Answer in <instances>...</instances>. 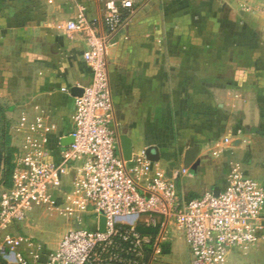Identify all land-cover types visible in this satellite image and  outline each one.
<instances>
[{"label": "crops", "instance_id": "obj_1", "mask_svg": "<svg viewBox=\"0 0 264 264\" xmlns=\"http://www.w3.org/2000/svg\"><path fill=\"white\" fill-rule=\"evenodd\" d=\"M107 1L0 0V146L15 167L29 133L18 131L22 119H43L57 142L51 160L71 144L73 88L90 84L92 73L86 33L66 24L85 7L108 40L124 158L122 137L132 141L126 161L157 147L156 166L185 199L223 189L235 167L264 186V0H134L113 32L104 24ZM161 222L159 258L192 264L183 233Z\"/></svg>", "mask_w": 264, "mask_h": 264}, {"label": "built area", "instance_id": "obj_2", "mask_svg": "<svg viewBox=\"0 0 264 264\" xmlns=\"http://www.w3.org/2000/svg\"><path fill=\"white\" fill-rule=\"evenodd\" d=\"M133 6L134 0H108L106 29L118 30ZM66 27L86 33L83 57L92 80L76 97L73 142L60 148L58 160L50 159L57 142L51 146V131L42 118L18 122V131L28 128L29 133L12 186L0 194V264H151L163 247L159 233L144 234L140 225L160 230L162 218L183 233L192 264H229L233 249L263 241L264 186L240 169L228 172L218 195L210 191L185 199L177 182L168 179L146 152L131 164L126 161L114 127L108 40L85 7ZM59 199L69 212L95 216L94 228L67 230L58 246L47 252L20 250L28 238L14 236L12 227L25 221L36 206L57 205ZM101 216L106 219L104 231ZM43 254L46 263L40 260Z\"/></svg>", "mask_w": 264, "mask_h": 264}, {"label": "rangeland", "instance_id": "obj_3", "mask_svg": "<svg viewBox=\"0 0 264 264\" xmlns=\"http://www.w3.org/2000/svg\"><path fill=\"white\" fill-rule=\"evenodd\" d=\"M3 134H0L1 142ZM8 189L0 184V194ZM95 216L83 212H69L64 202L59 199L57 205H38L25 221L14 225V236L24 235L28 240L19 247L20 250L42 249L50 251L58 246L61 236L69 229L77 227L94 228ZM154 260L152 264H164V259ZM229 264H264V240L248 247L235 248L229 255Z\"/></svg>", "mask_w": 264, "mask_h": 264}, {"label": "water", "instance_id": "obj_4", "mask_svg": "<svg viewBox=\"0 0 264 264\" xmlns=\"http://www.w3.org/2000/svg\"><path fill=\"white\" fill-rule=\"evenodd\" d=\"M73 91H74L75 95L80 96L83 93L84 88L74 87ZM69 141H70V143H72L73 137L70 138ZM122 142H123V149H124V153H125V158H126V160H131V158H132V141L127 136H123ZM196 151H197V148L193 149V151L191 152L190 155H192V157H193V155L196 153ZM146 156L148 157V159H150L153 162H157L160 160L159 150L157 147H154V146L149 147L146 150ZM4 160H5L4 153H3L1 146H0V180H1L2 172H3ZM219 192H220V190L217 189L215 191V194L218 195ZM105 228H106V219L104 216H101L100 217V230L104 231ZM40 260L42 263H46L48 260L47 255L43 254L41 256Z\"/></svg>", "mask_w": 264, "mask_h": 264}, {"label": "trees", "instance_id": "obj_5", "mask_svg": "<svg viewBox=\"0 0 264 264\" xmlns=\"http://www.w3.org/2000/svg\"><path fill=\"white\" fill-rule=\"evenodd\" d=\"M4 111L5 109L0 104V121H2V119L4 118ZM4 135L5 136L7 135L6 132H4ZM1 149L4 153L5 160H4L3 172H2L0 184H4L6 187L10 188L13 183L12 175L15 170V164L11 161L10 156L7 155L8 154L7 151L10 148H4V144H3V146H1ZM140 229L144 234L152 235L153 237H155L159 232V228L146 227L144 225H140Z\"/></svg>", "mask_w": 264, "mask_h": 264}]
</instances>
